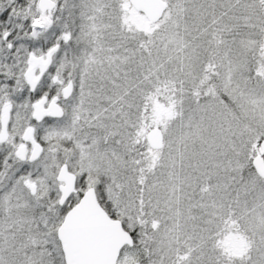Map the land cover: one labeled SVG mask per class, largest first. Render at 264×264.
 <instances>
[{
    "label": "snow or ice",
    "instance_id": "1",
    "mask_svg": "<svg viewBox=\"0 0 264 264\" xmlns=\"http://www.w3.org/2000/svg\"><path fill=\"white\" fill-rule=\"evenodd\" d=\"M0 264H264V0H0Z\"/></svg>",
    "mask_w": 264,
    "mask_h": 264
}]
</instances>
